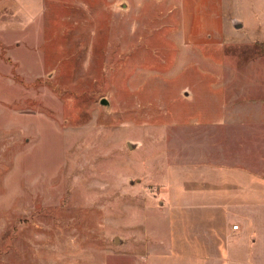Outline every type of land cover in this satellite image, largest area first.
<instances>
[{"label":"rangeland","instance_id":"374dc122","mask_svg":"<svg viewBox=\"0 0 264 264\" xmlns=\"http://www.w3.org/2000/svg\"><path fill=\"white\" fill-rule=\"evenodd\" d=\"M263 99L264 0H0V264H146L154 226L209 227L172 204L216 156L261 189ZM252 188L235 264H264Z\"/></svg>","mask_w":264,"mask_h":264},{"label":"crops","instance_id":"0c3cea01","mask_svg":"<svg viewBox=\"0 0 264 264\" xmlns=\"http://www.w3.org/2000/svg\"><path fill=\"white\" fill-rule=\"evenodd\" d=\"M231 22L233 29L242 28L246 24L245 19L238 15L232 16ZM232 34L234 33H231L230 36L234 37H230L228 41H245ZM183 35L191 36L186 28ZM221 36L222 34L219 35L217 33L213 37H194L193 43L197 42L198 44L205 45L218 44L217 38ZM262 102L264 104V99ZM225 120H229V115L226 114ZM220 144L226 143H217V145ZM216 157L211 159V164H215L213 170L216 169V171L212 170L210 173H205L207 177L204 175V178H209V182L204 183L207 185L205 188L198 187L199 190H195L196 201L172 204V209L187 212L195 211L196 214L200 213L201 219H204L202 217L203 212H206V210L211 211L213 214L210 220L204 221V224H207L209 227L196 229L197 220H189V218L182 220L175 219L172 222L185 225V229L182 230V228H179V225H175V227L170 226L167 235L163 233L162 228L154 226L156 232L157 230L159 232L154 233V231L150 230L153 238L147 243L146 264H235L234 253H240L242 256L243 248L248 247L249 249L253 245L250 239L245 240L246 227L244 220L232 216V212L235 211L233 202H240V205H242V202L245 200L243 195L255 186L257 188H252L253 194L258 192V194L264 196V183H261V189L258 188L260 182L253 183L252 187L249 186L250 176L246 174L248 169L244 167L235 170L234 168V164L244 163L243 159L237 158L235 162V160L229 157H225L224 161L216 159ZM215 179L221 181L216 182ZM185 189L189 190L188 187H185ZM234 221H237L239 224L237 228L233 227ZM186 226H193L195 229L190 234H187L186 231L188 230H186ZM179 244L182 245L180 248ZM178 248L180 252L183 251L181 254L184 259L183 262L175 259ZM242 263L243 261H240V264Z\"/></svg>","mask_w":264,"mask_h":264},{"label":"water","instance_id":"95a60500","mask_svg":"<svg viewBox=\"0 0 264 264\" xmlns=\"http://www.w3.org/2000/svg\"><path fill=\"white\" fill-rule=\"evenodd\" d=\"M102 101H103V102H107L105 98H103ZM129 146H130V147H133V144H132L131 142H129Z\"/></svg>","mask_w":264,"mask_h":264},{"label":"built area","instance_id":"2783aa9c","mask_svg":"<svg viewBox=\"0 0 264 264\" xmlns=\"http://www.w3.org/2000/svg\"><path fill=\"white\" fill-rule=\"evenodd\" d=\"M238 226H239L238 223H235V224L233 225V227H235V228H237Z\"/></svg>","mask_w":264,"mask_h":264}]
</instances>
